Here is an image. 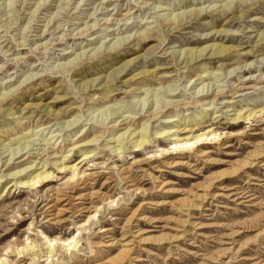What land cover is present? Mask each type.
<instances>
[{
  "label": "rangeland",
  "instance_id": "obj_1",
  "mask_svg": "<svg viewBox=\"0 0 264 264\" xmlns=\"http://www.w3.org/2000/svg\"><path fill=\"white\" fill-rule=\"evenodd\" d=\"M141 1L0 0V159L18 144L48 149L41 144L57 135L54 146L85 130L100 136L89 158L67 153L65 170L57 168L60 158L44 156L52 177L36 189L0 183V259L7 264H264V156L229 173L264 146V82L232 94L264 74V0H150L145 8ZM127 11L123 21L103 24ZM85 24L94 27L74 39ZM212 45L221 56L180 63L182 51ZM216 86L228 94L234 88L233 97L226 93L210 108L197 102L198 89ZM164 92L189 106L147 121L145 147L127 139L113 153L111 139L122 131L106 123L161 109ZM249 108L263 111L248 123L231 119ZM194 123L216 131L222 144L206 146L208 157L192 154L189 166L166 164L165 134ZM146 200L165 204L141 206ZM69 237L77 244L66 250L61 240ZM48 239L54 246L46 260ZM125 242L128 251L119 254ZM21 248L31 251L19 257Z\"/></svg>",
  "mask_w": 264,
  "mask_h": 264
},
{
  "label": "bare ground",
  "instance_id": "obj_2",
  "mask_svg": "<svg viewBox=\"0 0 264 264\" xmlns=\"http://www.w3.org/2000/svg\"><path fill=\"white\" fill-rule=\"evenodd\" d=\"M148 1H150V0L141 1L140 7L141 8L147 7ZM244 1H246V0H244ZM224 8H226V7H224ZM161 9H163V8H161ZM94 14H95V12H94ZM119 15H120L119 18L107 17L105 19H102V20H104L103 24L108 25V27H109V25L116 24L117 22H121L124 20V19H122V17L123 16L130 17L131 12L130 11H127L124 13L122 12V13H119ZM181 20H182V18L176 22L175 17H172L170 19V23L176 24L175 26H177V25L181 24V23H179ZM126 23L125 24L123 23V25H126ZM91 27H94V25H90V27H86V24H85L83 27L79 28L75 33H73L74 35L72 37L74 39L84 38L87 35L88 30L91 29ZM105 30H106V32L116 31V30H108V28H106ZM140 37H141V39L144 38L143 36H140ZM62 41L63 40L61 38V40L58 43H62ZM119 41H121V40H119ZM119 41H118V43H119ZM45 44L47 45V43H42L39 45V47L41 49L47 47V46H45ZM48 45H50V44H48ZM216 50L217 49L212 45V46H205L204 48L197 50V52H195V53H189V54L183 55L184 51H182L180 54H182L183 57L179 60L181 61L180 63L187 64L188 62H192V61H195L197 59L198 60L204 59L207 55H208V58H212L215 55L221 56L222 52L224 51V50L220 51V49H218V51H216ZM68 53H70V52H64V54H68ZM185 53H187V52H185ZM71 63H72V61H71ZM262 69H263V67H262ZM145 74H146L145 72L137 74L135 79H137L139 77H144ZM245 81L246 82H240L239 84H237L235 86L236 91H234L232 93V94H235V97L241 96L242 95L241 92H244L247 89H254V90L260 89L257 86L260 83L264 82V74L261 75V73H260L256 77H254V76L248 77V78H246ZM218 87L219 86H216V88L213 89V91L210 90L211 93H209V91L206 90V88H205L206 91L198 89L196 92V95H199L197 102L199 104L208 105L210 108L214 102L221 100L222 98H224L226 96L227 92H223V90L218 89ZM233 89H230L229 94L227 93V95H229V97L232 96L231 92ZM164 93L168 97V99L163 100V105H162L163 107H161V109L147 108L144 111V112H147L146 115L144 113L140 114L139 112H141V111L138 110L137 112L134 113V114L139 113L141 115L138 117H136L135 115H126V116H123V115L118 116L117 115L118 117H122L123 119L119 120L120 118L117 117L116 119L109 120V122L106 123V125H109L108 128H110L111 130H113V131L121 130L122 131L118 134L117 137L115 136L111 139V143L115 144V145L110 147V150L113 153L116 152L118 150L117 147L121 146L122 143H124V141H126L127 139L130 141L134 140L133 141L134 147H138L139 149L145 147L147 144V141H148L147 138H148V132H149L148 123L146 124L147 121L155 119L157 116L161 115V113H164L169 109L178 110L180 108H187L189 106L188 102H184V101L176 99L177 94H175L173 92H169V93L164 92ZM193 94H195V93H193ZM146 96H145V98H146ZM208 99H209V101H207ZM226 103H228V102H226ZM162 109H166V110L162 111ZM261 111H263V109L256 110L253 108H249V109L245 110L243 113L238 112L237 115L231 119L233 121H235V123H240L242 121H245V123H248V121L256 118L257 117L256 114L258 112H261ZM112 112L109 111L105 114L102 113L103 114V122L101 120V123L98 124L99 128L106 126V125H104V120L107 119L108 116H111L114 113V112L113 113ZM142 120H145V121L140 123ZM173 121H175V120H173ZM166 123H171V120H167ZM188 125H185L184 128H182L180 130H173L171 132L169 131V133L165 134V136H171V137H169L170 138L169 140L171 141L169 143L170 147H168L169 152L164 153L162 155L163 158H166L164 160H167V159L169 160L166 162V164L171 165V166H189L190 165L189 159L192 156V154H194V156H197L198 158L208 157L209 153H211V151L210 150L207 151L206 149H204V148H206V146L208 147V145H213V144H217V146L218 145L220 146L222 144L221 141L219 142V136L220 135H217L218 133L216 131L213 132L212 130H208V129L206 131L203 129H199L198 127H196L197 126L196 123H194L192 125V127H190V128H187ZM182 131H183V134L186 131H190L192 134L190 136L180 137L179 133ZM94 132H88V130H85V132H83L82 134H80V133L77 134V137L74 138L75 140L73 139L74 142H71L72 141L71 140L67 146H64V144L63 145L58 144L57 146H54V143H56L57 138L59 136V135H57V138L52 142V144L50 143L51 146H50V144H46V143L41 144V145L47 146L48 149H51L50 152H47L48 149H41L40 147L38 149H33V148H28V145L24 146V144H23V146H22V145L18 144V147H15V148H13V150H10V153L7 156L5 155V157L7 158L5 161L4 160L2 161V159H0V163H1V166H0V173H1L0 174V183H3L6 180H9V181H7V182H9L7 185L8 186L10 185V187L15 186V187H19V188L21 187V188H27V189H36L43 182L48 181V178L50 179V177H52V175L50 174L51 172L47 171V169L50 167L48 162L41 160L44 156L50 157L51 159L60 158L61 160L59 161L57 168L60 170H62V169L65 170L67 168V165H65V161L68 157L67 153H69L70 151H73V152L74 151H80L82 153L81 155H83L85 157V159L89 158L90 156L93 155L92 147L95 145L94 142L97 141V138L100 137L99 133H97V132L94 133ZM158 134L161 135L162 132L158 133ZM55 136L56 135H54V136L52 135L50 139H53ZM161 137H162V135L159 136V138H161ZM66 147L69 148V149L67 148L68 149L67 151L65 150L66 154H63V155L60 154L59 155V153H61L62 150ZM224 147H228V145L224 146ZM121 148H123V147L121 146ZM24 149H26V151L22 152ZM33 150H36V151H33ZM19 153H21V154L18 155ZM263 156H264V146H260L258 151L250 153V155L247 157V159L245 161H240L237 164V167H235L233 170L229 171V173L232 175H235L237 173V171H241L242 169H245V168H248V167H251L252 165H254V162L257 159L262 158ZM37 159H39L40 161H37ZM57 163H58V160L55 161L54 165H57ZM4 171L6 173H4ZM3 177H5V180H2ZM72 177H74V175ZM78 182H80V179H78ZM166 183L167 182H164L163 184H166ZM202 197H203V194H202ZM164 204L165 203H163V202H157L154 200H146V201H142L141 206L142 205H144V206H146V205H148V206L149 205L150 206H161ZM182 206L188 207L189 204H182ZM94 216H95V214H93V217ZM61 241L63 243V247L66 248V250L74 248L77 244L76 243L77 241L74 237L62 239ZM47 242H48L47 249L49 248V251L46 252V255H47L46 260H48L50 258L49 255L52 253V248H50V247L54 246L52 244L54 242V240L48 239ZM107 245L108 246H115V245H118V243H117V241L114 240V241H111ZM121 245L123 247H122V249L119 248L120 249L119 254H123L124 252L128 251V249H126L124 247V246L128 245V242H125ZM30 251H31V248H29V249L21 248L18 251V255L21 254V256L19 255V257H23L24 255H26ZM32 252H33V250H32ZM0 264H7V263L5 262V259H3V260L0 259Z\"/></svg>",
  "mask_w": 264,
  "mask_h": 264
}]
</instances>
